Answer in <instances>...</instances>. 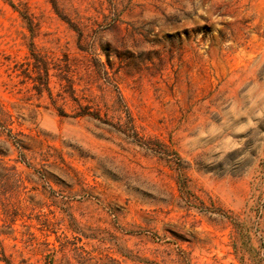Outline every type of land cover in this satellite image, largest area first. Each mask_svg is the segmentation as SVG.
Masks as SVG:
<instances>
[{"label": "rangeland", "instance_id": "1", "mask_svg": "<svg viewBox=\"0 0 264 264\" xmlns=\"http://www.w3.org/2000/svg\"><path fill=\"white\" fill-rule=\"evenodd\" d=\"M9 263L264 264V0H0Z\"/></svg>", "mask_w": 264, "mask_h": 264}, {"label": "trees", "instance_id": "2", "mask_svg": "<svg viewBox=\"0 0 264 264\" xmlns=\"http://www.w3.org/2000/svg\"><path fill=\"white\" fill-rule=\"evenodd\" d=\"M46 89L47 90H49V92H50V87H49V80L47 79V81H46ZM80 115H86V114H89V115H92V113H79ZM92 116H94V117H96L95 115H92ZM10 264V263H9Z\"/></svg>", "mask_w": 264, "mask_h": 264}]
</instances>
